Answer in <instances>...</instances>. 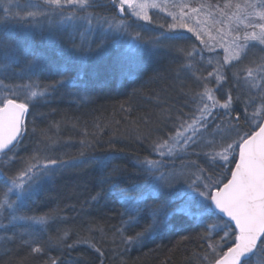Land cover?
<instances>
[{"label": "snow or ice", "instance_id": "snow-or-ice-1", "mask_svg": "<svg viewBox=\"0 0 264 264\" xmlns=\"http://www.w3.org/2000/svg\"><path fill=\"white\" fill-rule=\"evenodd\" d=\"M147 7L156 5L0 0V264H25V257L37 264H79L71 253L80 245L104 264L119 245L123 252L143 247L178 225L200 230L181 238L197 243L187 264H264V0L216 5L221 16L230 12L237 22L221 35L224 55L215 63L203 55L202 32L187 23L199 8L183 4L169 13L172 23L149 28L155 21L142 13ZM160 52L170 57L163 72L153 67ZM46 75L55 79L45 82ZM9 79L19 82L5 83ZM138 81L120 103L129 112L142 103L152 106L136 121L133 139L147 142L149 155L135 161V173L111 164L122 149L97 154L87 121L74 155L60 153L61 141L49 135L62 121L36 124L46 115L35 109L61 90L87 106L100 88ZM86 161L102 172L90 200L111 195L119 204L118 225L105 227L115 217H102L104 224L93 218L69 226L59 207L39 210L35 198L45 185ZM70 233L87 236L68 243ZM108 233L114 249L103 247Z\"/></svg>", "mask_w": 264, "mask_h": 264}, {"label": "trees", "instance_id": "trees-1", "mask_svg": "<svg viewBox=\"0 0 264 264\" xmlns=\"http://www.w3.org/2000/svg\"><path fill=\"white\" fill-rule=\"evenodd\" d=\"M156 34L158 33H146V35ZM37 42H39L38 39ZM169 60L170 57L165 52H160L155 58L153 67L163 72ZM71 74L74 75V73ZM42 79L47 82L49 79H55V77L46 75ZM12 82L19 81H13L12 79L5 81V83ZM141 82L138 81L136 85L129 84L127 88L119 84L100 88L93 97L94 103L87 104V106H81L73 97L65 94L66 90H61L57 96L50 98L53 100L52 103L41 104L35 109L37 113L46 115L44 121L37 119L36 124L39 128H44L49 122L62 121L59 132L53 129L49 132V135L61 141V145L57 149L60 153L74 155L80 148L78 141L85 139L83 135L85 124L83 121H87V130L90 133L87 139L91 140L94 136L98 141L96 145L97 154L110 152V146L115 149H122L123 151L118 153V158L113 159L111 164L125 168L129 173H135L137 171L134 167L135 161L149 155L147 142L141 143L133 139L136 134L134 132L136 121L138 116L149 111L152 106L142 103L141 107L134 108L129 112L122 111L120 103L127 100V94L133 87H139ZM152 87L158 89L159 85L153 84ZM124 107L127 109L128 105L125 104ZM52 109L56 110L54 114L51 111ZM65 117H81V122L77 123L73 120L63 119ZM31 119V117L28 118L30 128L32 127ZM73 123H76L75 128ZM97 125L99 126L97 127ZM31 139H35V137ZM31 139L26 140L25 145H29ZM69 140L71 142L67 143ZM20 155H27V152L21 151ZM101 175L100 167L88 161L58 174L50 184L45 185L40 196L35 198L37 204L40 205L39 210L46 212L59 207L62 209L59 214L68 218L70 221L69 226L93 218L101 220V223L104 224L105 220L101 219L102 217H115L107 219L105 227L107 225H118L119 217L116 216V212L119 211V204L111 195H106V198L100 200L99 203L90 200V196L99 191L98 182ZM86 199L89 200L87 204L84 203ZM65 205L73 206L76 211L69 210ZM198 231L200 230L194 225H178L174 232L166 233L154 242L148 240L143 247L133 246L127 252H123L124 246L119 245L118 250H110L106 253L104 264H187L191 252L197 249V243L191 239L181 243V238L186 236L195 237ZM107 235L108 242L103 247L114 249L116 246L111 243V233ZM69 236L67 242L72 243L78 238H85L87 234L82 233L78 237L70 233ZM96 238H100L99 233L96 234ZM2 253L3 248H0V254ZM50 254L53 256L58 255L56 251H52ZM20 255L23 256L24 253L21 252ZM71 255L79 258V264H98L97 254L86 245L78 246ZM25 264H37V262L25 257Z\"/></svg>", "mask_w": 264, "mask_h": 264}, {"label": "rangeland", "instance_id": "rangeland-1", "mask_svg": "<svg viewBox=\"0 0 264 264\" xmlns=\"http://www.w3.org/2000/svg\"><path fill=\"white\" fill-rule=\"evenodd\" d=\"M137 2L156 5L154 8L147 7L141 10L142 13L147 12L155 21L154 24L148 25V27L172 23V17L169 13L177 14L183 4L189 5V9L186 10L199 8L200 10L197 13L190 12L191 18L187 23L189 27H197L202 32V39L206 41L207 45L203 53L206 60H211L215 63L216 60L223 57V50L219 47L221 35L227 33L237 22L230 12L221 16L217 10L216 5L222 6L226 3V0H137ZM141 23L144 22L141 21ZM221 29L222 32L220 31ZM188 35L192 37V41L199 44V41H195L192 33H188ZM208 49H213V51H208Z\"/></svg>", "mask_w": 264, "mask_h": 264}]
</instances>
